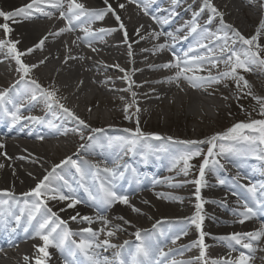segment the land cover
I'll return each mask as SVG.
<instances>
[{"label": "snow or ice", "instance_id": "6c2138e0", "mask_svg": "<svg viewBox=\"0 0 264 264\" xmlns=\"http://www.w3.org/2000/svg\"><path fill=\"white\" fill-rule=\"evenodd\" d=\"M152 2H154V0H124V2L116 0V6L114 7L110 0H103L104 7L102 8H86L83 3L79 2V0H29L28 3L16 8L13 11L5 12L0 10V18L5 21L4 23H0V29L3 31V38H0V50L6 49L7 53L11 55L18 65L17 72L19 73L20 79L17 84L26 82L29 86L27 95L30 101H36L42 98L49 109L53 106H58L65 114H67V116L77 121L79 126L84 129H90V132L93 135H90L88 140L92 141L96 139L95 134L101 133L104 130L101 128H90L89 124L77 117L69 108L65 107L64 104L60 103V100L57 98V90L55 88H46L37 79L32 78L33 71L45 64L47 57L33 64L26 63L24 57L32 54L36 50H42L49 37L57 38L66 33L75 32L77 28L83 32V36H77L72 41V44L74 46H79L77 43L79 41L91 48L93 52L97 51L96 48L92 47L93 42L98 38L102 39L103 36L110 34L115 29L105 27L93 28V24L104 21L106 16L109 14L115 18L119 29L124 33L125 41H127L128 33L118 9L124 10L128 5L134 4L144 13V15L147 16L149 15L147 4ZM172 2L175 4L177 3V0H172ZM203 2L204 8L211 13L206 23L211 24L213 19L217 16L220 18L221 32L223 35L216 37L217 40L222 39L224 41L223 45L219 49L220 55H211L213 50L208 48L207 45L201 43L200 40L197 41V47L201 49L208 48L209 55L204 56L194 54L195 48L193 47H190L183 55H178L172 45L168 43L169 39L175 41L176 36L173 33L152 31L149 33L148 38L159 41L161 37H164V42L154 44L151 49H142V51H150L154 55L165 51L172 52V58L170 60L149 66L154 70L171 72V75L166 76L163 81H157V83H174L178 88H180L181 82L183 81L190 88L203 89L219 84L223 80H232L235 81L237 89L241 91L242 95H252L251 86L241 73L250 72L252 70V66L256 64L264 67V57L261 56V52L264 51V45L259 43L261 36H264V19L261 20L255 34L250 37H246L239 30L234 28L233 25L224 21L223 13L218 11L212 0H203ZM201 11H203V9ZM199 15V12L194 13L192 20L185 27L188 30V35L196 34L201 40H203L206 39L209 34L207 28L202 27L198 23ZM36 19H54L56 21H63V26L59 27L56 31H49L32 47L21 50L18 47L20 41L11 38L12 28L7 21L18 23L25 20L31 21ZM151 19L158 25L168 23L167 19H158L154 15L151 16ZM142 27L143 25H141V28ZM177 31H180V29H177ZM136 35L139 38L135 41L136 43L146 38L145 36L140 35L139 28L136 30ZM182 38L187 39V36ZM236 44L241 45L239 50L234 49L233 45ZM128 46L129 56H131V44ZM65 47L67 49V45H65ZM73 58L74 57H65V62H67L68 59ZM205 63H209L212 68H219V65L222 63L224 65V70L217 71L215 75H213L210 70H207L208 75H199V73L206 71L204 68ZM115 67H117L120 72L124 73L122 79L128 82V87L124 89V91L129 92L132 96V101L126 104L124 109L125 113H128L129 109L136 105L137 96V93L133 91L134 81L131 78L132 72H129L124 68H120L119 65H116ZM132 71L134 72L139 70L133 69ZM135 86L140 87V85ZM244 89H248V91L244 92ZM181 91H183L182 88ZM239 98L241 97L238 96L237 99ZM253 99H255L259 105V115L264 117V97L253 96ZM6 103H11V100H9V89L0 91V108H3L4 115L9 118L10 127L19 124L21 120H30L38 124L43 122L41 118L36 116L22 117L20 115L19 105H14V110H9L8 108L3 107ZM139 111L140 109L136 107V112ZM128 118V115H125V119ZM48 127L55 128L56 125L49 121ZM124 132L128 135L117 137L116 139L120 142L122 147L127 146L128 151H133L138 144L142 141L146 142L150 138L156 140L162 139V137L158 134H147L142 132L138 121L137 127L134 130L124 129ZM44 138L45 137L43 136H37V139L39 140H43ZM81 139H83L82 135ZM167 139L172 140L171 137H168ZM109 142L111 143V141ZM241 142L249 145L253 148V150H259L261 153H264V148L260 147L261 145H264V118L252 119L249 122H238L224 132L213 134L205 140L175 141V143L188 146L187 150H185L179 157L175 158L172 163L173 168L182 164L180 171L185 176L188 175L189 170L193 167L190 161L196 157L203 156V160L199 165V178L192 181V183L196 185L195 197L197 203L195 205L196 213L189 221L191 224L195 225L197 229L201 230L199 240L193 246L198 245L200 249V256L198 259L203 261V264H209V261L205 258L206 245L204 238L206 233L202 230L204 216L201 215L203 201L200 195L201 188L205 186V171L206 169L214 171L217 166L223 167L217 157L227 158V154L238 152L236 145ZM199 145H207L206 153L202 152ZM80 147L84 148L85 145H81ZM2 148H4V145L0 144V149ZM0 155L6 156V153H0ZM257 159L264 160V154L258 155ZM85 163L87 162L85 161ZM67 165H71L75 168L76 172L80 174L81 180L83 181L84 171L82 167L77 161L73 160L72 157L69 156L62 160L60 164L54 165L52 169L48 171L38 183H36L34 188L21 194L22 197L25 198L24 205L27 210V224L34 229L35 236L43 241L42 246L37 247L38 254L35 257V264H47V260L50 257V253L48 252L50 247H55L62 253H66L67 258L65 259V264H83V262L79 259V255H82L85 260L89 262V264H109L107 258L99 257L96 249L104 248L106 250L107 248H116L117 245L112 244L109 239L99 241L97 237L101 232H103L107 237H112L115 235V231L105 230L109 221L99 213L112 207L116 203L128 205L132 208L133 212L139 213L140 209L132 206L129 202L128 196L118 192L116 190V185L107 179L100 181L99 189L95 193L81 183V187H83L84 191L88 194V200L91 206H94L98 212L95 219L102 222L105 227H102L98 231L93 230L91 227H85L81 228L79 233L71 232L67 227V221L62 220L57 212L53 211V209L49 207V201H55L58 203L67 202L66 208L69 209L75 208L76 205L84 203V201L77 197L75 190L68 185L66 180L64 181L63 186L54 185V181L57 179L63 180V177L58 176L57 169ZM3 167L4 165L0 164V168ZM93 167L97 170V177L100 176L101 172L107 173L109 177H115L117 174L116 169L113 168L105 167L100 169L99 165H94ZM120 176L122 177L123 173H120ZM137 183H139L138 180ZM153 183H156V181ZM220 183L223 184L224 181H220ZM172 186L175 187L179 185ZM64 187H67L68 190L64 191ZM259 187L264 189V185H260ZM247 192L251 196L252 204H249L247 199L241 200L243 210L238 213L239 218L237 220L240 224H244L245 221L258 216H264V199L257 198V186H247ZM0 195H5L14 199V194L12 192L5 191L0 193ZM156 195L158 198L176 199V197L171 196L164 197L161 193H157ZM233 195H235V193H233ZM261 195H264V193H261ZM28 198H32L31 202H29ZM0 203L7 204L8 201H0ZM145 203H147V201H145ZM65 210V208L60 209V211ZM21 211L23 212L24 209ZM15 219L17 223H19L21 217L17 215ZM70 219L72 221L79 220L80 222L87 223L89 225L94 222L92 217L81 216L79 213L71 216ZM120 219H122L125 224L130 223L129 221L124 220L123 217H120ZM155 227L156 226L153 225V228ZM119 230V226H116V231ZM24 231L27 233L29 231V227L26 226ZM73 235H80L81 239L78 243L76 241H72L71 244H69V238ZM134 235L136 240L140 243L137 244L135 252L132 253L131 260H120V264H165L164 259L153 260V250L147 243H145L142 238L141 230L137 229ZM262 237H264V220L261 221L259 229L254 231L235 232L229 234L228 236L219 237L218 239L226 242L230 249L239 250L236 248V246H239V248L243 250H239V255L234 259L231 257L228 259L220 258L218 260H212L210 264H249L250 257L248 253L255 251L253 242H258ZM179 239L180 237L176 236L172 239L171 243L175 244ZM127 243L128 242L126 241L125 244ZM72 245H74V247ZM120 247L123 248V245ZM244 250H247V252ZM171 251L172 250L166 253L163 249H159L158 255L159 257L166 258L171 254ZM117 255L119 256V254ZM24 259L27 264L29 258L26 256ZM172 264H177V262L173 260ZM179 264H191V262L181 261Z\"/></svg>", "mask_w": 264, "mask_h": 264}, {"label": "bare ground", "instance_id": "6f19581e", "mask_svg": "<svg viewBox=\"0 0 264 264\" xmlns=\"http://www.w3.org/2000/svg\"><path fill=\"white\" fill-rule=\"evenodd\" d=\"M256 1L259 2V6ZM28 2L29 0H0V10L10 12L15 10L16 8L23 6ZM79 2L83 3L85 6L89 4H98L99 8L104 7L103 0H79ZM110 2L113 4L114 7L116 6V0H110ZM120 2H124V0H120ZM212 2L214 6L218 9V11L223 13V16L229 19V21L231 20L234 24L241 23L240 20L242 19V14L246 20L250 22L253 21L254 23H256V20L258 19L255 14L261 13L262 9H264V0H212ZM154 8L155 7L148 8L149 14H151ZM246 10H248L249 12H247ZM118 11L124 25L129 26L128 29L127 27H125L128 33L127 41H125L124 33L122 30L119 29L115 18L111 16V14H109L106 16L104 21L96 22L95 24H93L94 28L105 27L115 29L110 34L103 36L102 39L98 38L93 42L92 47L96 48L97 51L93 52L91 48L86 46L84 43H80L79 41L77 42L79 46H74L72 44V41L77 36H83L79 30H76L75 32L71 33H66L57 38L49 37L42 50H36L32 54L24 57L25 62L29 64L37 63L39 60L47 57L45 64L35 69L32 74L39 80L42 85L47 86L48 88H55L57 90L58 99L63 101L67 107L77 112L78 115L82 117L85 122H89V118L93 113L96 114V118L102 117L103 113L101 114V112L103 111L101 109L106 106V102L108 100L114 101L116 103L114 108L118 109V102H120L121 100L119 98H115V100L112 99V95H110L111 93H118L123 91V93L127 94L125 101H132L131 94L127 91H124V89L128 87V82L122 79L124 73L120 72L119 69L115 67L116 65H119L120 68H124L127 71L132 72L131 78L134 81L133 91L137 93L136 101L141 99L139 103L140 105L137 106L140 109V112L146 111L147 113H153L155 110L154 106L160 104L162 98L172 92L173 89H179V91L184 93V95L188 94L192 97L193 101H202L203 104L201 107V111H203V116H205V118H208V116L204 111V106H211L217 111L221 110L220 107L217 106V103L213 102L212 100H207V98L205 99L203 95L210 93L211 95H215L217 98H223L227 94V90L224 88L218 89L217 91H211V88L209 87L198 89V95L195 92H191L190 90L188 91V89L190 88L187 89L185 86L182 85L180 86V88H178L174 83H157V81H163L166 76L171 75V72L164 70H154L149 66L170 60L172 58V52L165 51L163 53H158V55L157 53L154 55L152 52L142 51V49H151L154 44L164 42L165 38L161 37L159 41L148 38L149 33L156 30L153 26L151 18L147 19L146 17L142 16L138 8H135L130 4L126 7V9H118ZM129 11L131 12L130 15L132 17L130 22L125 20V15ZM240 13L241 17H239ZM219 19V16L215 17V21H218ZM175 21L176 20L169 21V25H162L160 31L166 33L171 32L176 37H178L181 33L184 32V29L182 28V26L174 28L173 24L175 23ZM4 22L5 21L0 18V23ZM7 23H9L10 27L12 28L11 38L20 41L18 47L21 50H25L28 47H32L35 43L39 41L40 38L45 36L42 35V30H48V28L56 24H58L59 27L63 26V21H56L54 19H36L31 21L25 20L18 23L7 21ZM141 25H143L142 28ZM138 28L140 29V35H143L146 38L136 43L135 41L139 39L136 35V30ZM177 29H180V31H177ZM0 32H3L2 29H0ZM190 40H187L180 44H173L171 43L172 40L169 39L168 43L172 45L178 55H183L185 52H187V43H189ZM129 44H131V56H129ZM65 45H67V49ZM211 45H213V41L209 43L208 46L211 47ZM233 47L234 49L236 48L235 45ZM68 50L75 51L76 53L73 59H68L67 62H65V59L63 61L59 57L61 55L63 56ZM201 50V48H197L195 49V53L197 52V54H200ZM235 50H237V48ZM167 52H171V57L167 56ZM0 55L6 56L7 54L0 50ZM219 55L220 54L218 53L214 54V56ZM155 56L161 57L160 61L157 63H155L154 61L157 58ZM95 59L102 60L104 62H111L112 64L105 65L101 62H97V60ZM10 61H8L7 58L0 59V85L4 86V84H6L5 80L7 79L3 77L2 74H6L8 75V77H11L16 74L19 75V73L17 72V65H13L12 70V66L10 64H16L15 60L11 57ZM210 68L208 66H205L206 71H204V74L199 73V75H208L207 70H210L211 73L215 75L216 72L214 71V69ZM133 69H138L139 71L133 72ZM141 77L143 78V80L140 81ZM110 84L111 86H109ZM112 84L115 87L112 86ZM135 85H140V87H136ZM12 86H8L7 84L5 86L8 87L9 94L14 91V88H19L17 84ZM146 86H148L150 90H144L147 89ZM181 88L183 89V91H181ZM20 95H18L15 102L19 103V101L21 100ZM22 96H24L23 93ZM90 96L92 97L89 99ZM97 96L105 97L106 102H101V104H99L98 106L95 105V99L97 98ZM206 97H210V99H213L214 96ZM23 98L29 101L27 95ZM109 105H111V103ZM169 106L172 107V102H170ZM27 112H31V115L38 116L39 118H48V113L43 110L41 111L35 104V101H30L26 109L20 111V115L24 117V114H26ZM191 113V110L187 108L186 112H182V116L185 115L188 118H194L195 116ZM63 118H65V115L60 114V117L58 119L56 118L53 120L54 124L57 126L58 124H64L65 119ZM107 119H110V117H107ZM193 130H195V128L188 129V131ZM11 132H14L16 134V138L10 137L5 138V140L4 138L0 137V144L4 145V148L0 149V153H6V156L0 155V164L4 165L3 168H0L1 191L6 187L15 189V191L12 192L18 191V193H22L25 189L31 190L33 186L35 187L36 183H38L39 180L42 179L43 175L46 173L44 167L50 164L51 151L56 152L57 150V153L60 152V154L62 153L64 155L71 154L70 156L73 160L77 159L78 155L80 153H83V151H92L91 146H89L88 140H85V147L81 148L80 144L78 143V140L73 137L70 138L69 136L66 137L60 144H55V142L53 140L51 141V139H47V141L37 139V136H44L45 134H47L46 131L43 130L20 131L18 129H15ZM118 157L119 153L116 152L113 156L109 158L110 162L108 160V164L110 165H108V168H117L115 165V161L113 160ZM79 163L83 164L84 162L80 161ZM64 167L65 166H63V168ZM63 168L61 167L59 171L63 172ZM100 175L105 177L108 174L101 173ZM176 175H179V173L176 172L174 174L169 175L171 187H174L172 185H179L178 183H173V180L171 179L174 178ZM206 178L207 177H204V180ZM161 182L163 181H158V183ZM180 184H182V186L188 185V183L186 182H180ZM211 187V198H221L228 202L232 201L233 197H231L227 193V190L232 187L230 184L228 186L225 183L222 184V186L213 184ZM136 189H120V191L127 194L130 204L140 209V212H133L132 208L128 205H122L120 203L114 204L112 208L103 211L106 212L104 217L109 221L106 231L109 229V226L113 227L114 229H116V226H119L120 231H122L123 233H132L136 231V229L138 228V224L147 223L149 220H156L155 218L158 216L160 211L171 212V209L181 208L183 212H186L189 207L193 206V198H196L195 190L193 189H190L187 191V193L180 195L181 198H178V200L163 198L165 201L160 200V198L156 196V194L160 192L159 190H156L154 186H150L146 189L137 191ZM207 191L208 188L204 186L201 188L200 193L201 199L204 202L203 208L206 209V217L204 218L202 225L203 232L206 233L204 238V242L206 245L205 258H207L209 264L212 260H218L220 258L228 259L231 257L234 259L236 256L239 255V250L243 249H240L239 246H236V248L239 250L230 249L227 246L226 242L219 240V237L216 236L220 234V236L222 237L228 236L229 234L235 232L254 231L256 229H259L261 223L253 226L251 219L245 221L244 224H240L237 222L239 217H236L235 220L231 217H224L225 214L220 212V209L218 207L220 202L218 203L214 202L212 199L208 200L207 198H204V196L207 195ZM13 194L14 196L17 195L16 193ZM6 197L7 196L5 195H0V201H5ZM23 199L25 198L23 197ZM28 199L30 200V198ZM145 201H147V203H145ZM22 203H24V201ZM66 204L67 202L58 203L55 201H49V207H51L53 211L57 212L60 218L62 220L67 221L69 225L76 226V224H78L82 225L83 228L91 227L93 230L97 231L102 227H105L102 222L95 219V217L98 215V212L93 213L82 204H78L75 208L69 209L66 208ZM7 205H9V203L4 206ZM210 206L214 208L217 212H219V215L224 218L217 219L213 215L209 214V211L207 210ZM61 208H65L66 210L60 211ZM77 213H79L81 216L92 217L94 222L89 225L87 223H82L79 220L72 221L70 217L76 215ZM179 214L180 213H172L170 214V216H179ZM131 215L135 218V221L133 222L129 220V216ZM120 217H123L124 220H127L130 223L125 224L124 221L120 219ZM171 224L174 227H179L180 225V223L178 222ZM241 226L246 227L248 229L243 230L241 229ZM251 227L254 228V230L251 229ZM222 230H227L228 232ZM141 232L143 233V230H141ZM176 232L177 231H175L174 234ZM221 232L224 235H221ZM27 233L28 234L23 233L17 236L22 238H13L7 240L8 242H6V244H10L11 248L9 251L0 252V264H26V261L24 259V257L26 256L29 258L27 264L35 263L34 258L38 254L37 247L42 246L43 241L39 240L38 237L35 236L34 229L32 230L31 228L30 231ZM188 236H190L191 239L188 240V242H185L181 239L178 240L180 246L175 251L172 250L171 254L166 258L159 257L158 255V251L159 249H162L163 244L160 241L158 244L157 242H153V246L155 247V250L154 248L152 249L154 252V261L164 259L171 261L170 264H172L173 260L176 261L177 264H179V262L181 261H190L191 264H203L202 261L198 259L200 256V249L198 245L195 246L197 249L192 250L191 256L190 254H186V258H181L180 260L172 259L174 255L181 256L183 250H187L188 248H190V246H193L199 240L197 239V237L199 236L197 232L190 233V235ZM118 238L121 237H115L116 240ZM97 239L104 240L105 236L100 233ZM134 241L132 243H134ZM215 245H218L219 248L214 247ZM253 245L255 251L252 253H248L250 257L249 264H264V237H262L258 242H253ZM128 246L129 244L127 243L120 250H125L128 248ZM54 250L55 247H50L48 249L50 257L47 260V264H60V262L57 263L55 261L56 258L53 255ZM244 251L247 252V250ZM256 251L258 252L256 253ZM96 252L98 253L100 258L108 259L109 257L115 255L113 248H107L106 250L104 248H100L96 249ZM164 252L168 253L169 251L164 250Z\"/></svg>", "mask_w": 264, "mask_h": 264}, {"label": "rangeland", "instance_id": "374dc122", "mask_svg": "<svg viewBox=\"0 0 264 264\" xmlns=\"http://www.w3.org/2000/svg\"><path fill=\"white\" fill-rule=\"evenodd\" d=\"M246 11L249 12L248 10ZM239 17H241V13ZM240 22L241 23L239 24L248 30L250 36L255 34L258 26H254L255 23L253 21L250 22L246 20L242 14V19L240 20ZM261 40H264V36H262L259 41ZM223 69H224V66H222V70ZM241 74L244 76V78L248 81L249 85L251 86L252 95H247V101L252 106L251 111L256 110V109L259 110V105L257 104L256 100L253 99V96L258 97L259 95L260 97H264V85H263V82L261 81V77L259 76L254 77L251 74H249L248 77H246L245 73H241ZM231 81L232 80H223V82L221 83L224 84L223 88L228 89L229 99L237 102V105H239L241 101L245 100L244 99L245 95H242L240 90L239 92H236L235 94L231 93L230 88L233 87V84L230 83ZM217 87L218 86L213 85V88H217ZM236 89H237V86H236ZM244 90L245 92H247V89H244ZM238 96L241 97L239 98V100L237 99ZM204 98L205 99L207 98V100H210V101L212 100L215 103L224 105L223 103L224 101L222 99H219V98L210 99V97H206V96ZM171 100H174L172 107L169 106ZM96 104L98 103L96 102ZM202 104H203L202 101H198V100L193 101L192 97L189 95H182V94H179V92L177 94L175 93L173 97L165 98V100H163L162 105L155 107V110H154L155 112L151 115V117L149 118L150 121L148 120L146 125L149 126V123H152V125H155L154 123L157 122L158 123L156 124L157 126L161 128L163 127L166 129H172L173 131L176 130L177 132L183 135H185L184 132L188 126L196 127V131L193 132L195 134L192 137H195L197 131H200V132L204 131L202 133L205 134L207 131L209 132V130L211 129V127H213V125H215L216 123H219L220 121L215 120L216 113H215V110L211 106L210 107L204 106L205 107L204 111L206 115L208 116V118H206L204 122L203 121L201 122V119L203 117V111H201ZM228 104L230 107L231 104L230 103ZM187 108L191 110L192 112L191 114L195 116L194 118H187L185 115L182 116V112L184 111L186 112ZM101 110L103 111L101 112V114L103 113V116L100 118L97 117V119H99L100 122L107 120V117H111L112 114L114 113V112H111L109 108L108 109L102 108ZM93 115L94 114L91 115V118H93ZM135 119L139 120V115L137 113H135Z\"/></svg>", "mask_w": 264, "mask_h": 264}]
</instances>
